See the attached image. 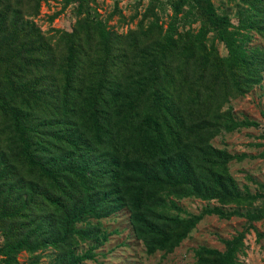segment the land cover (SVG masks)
<instances>
[{"label": "trees", "instance_id": "1", "mask_svg": "<svg viewBox=\"0 0 264 264\" xmlns=\"http://www.w3.org/2000/svg\"><path fill=\"white\" fill-rule=\"evenodd\" d=\"M41 1L0 0V264L47 248L53 264L95 259L100 219L122 209L147 254L172 252L205 215L243 217L223 249L194 250L196 264H243L264 182L240 189L228 165L246 154L212 140L257 124L227 103L262 81L264 49L248 42L264 36V0H232L236 23L211 0H174L165 27L125 33L76 0L82 17L51 36L33 20ZM186 197L216 204L188 213Z\"/></svg>", "mask_w": 264, "mask_h": 264}, {"label": "rangeland", "instance_id": "2", "mask_svg": "<svg viewBox=\"0 0 264 264\" xmlns=\"http://www.w3.org/2000/svg\"><path fill=\"white\" fill-rule=\"evenodd\" d=\"M174 0H89V5L96 11L107 26L117 32L125 33L137 27L139 22L147 24L153 17L165 27L172 15ZM217 12L228 13L231 21L236 23L232 0H211ZM76 0H42L38 13L33 17L41 31L51 36L55 30H70L83 14L76 11ZM186 9V7H184ZM180 30L191 25L194 30L199 22L187 24L183 21ZM214 32H208L213 37ZM221 54L226 53L224 44L215 38ZM250 47L264 49V36L254 31L248 42ZM238 119L247 118L256 121V125L242 126L231 132H222L212 143L225 148L231 153H245L240 160H233L228 171L237 180L240 189L248 187L250 191L260 190L258 183L264 182V157L259 153L264 150V72L262 81L249 91L232 98L227 103ZM188 213H197L205 205H214L216 201H205L195 197L178 200ZM93 221V220H92ZM94 222V221H93ZM243 217L232 216L228 219L215 214L205 215L172 252L157 251L147 254L141 240L137 239L128 218V211L122 209L108 217L100 219L101 227L109 235L95 250V259L86 260L83 264H196L194 250L200 245L223 249L220 238H229L247 226ZM3 237L0 230V246ZM89 242L82 244L84 250ZM244 253L239 254L243 264H264V218L252 222L244 239ZM56 251L52 248L39 249L36 252L21 250L16 254L22 264H53ZM0 254V259L3 257Z\"/></svg>", "mask_w": 264, "mask_h": 264}]
</instances>
